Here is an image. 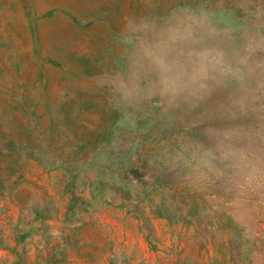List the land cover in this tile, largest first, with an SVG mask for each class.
<instances>
[{"label": "rangeland", "instance_id": "obj_1", "mask_svg": "<svg viewBox=\"0 0 264 264\" xmlns=\"http://www.w3.org/2000/svg\"><path fill=\"white\" fill-rule=\"evenodd\" d=\"M0 264H264V0H0Z\"/></svg>", "mask_w": 264, "mask_h": 264}]
</instances>
